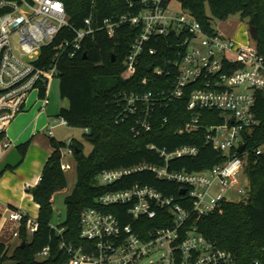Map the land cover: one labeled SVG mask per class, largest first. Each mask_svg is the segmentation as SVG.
<instances>
[{"label": "built area", "instance_id": "built-area-1", "mask_svg": "<svg viewBox=\"0 0 264 264\" xmlns=\"http://www.w3.org/2000/svg\"><path fill=\"white\" fill-rule=\"evenodd\" d=\"M125 2L129 9L126 14L104 20L96 28L92 18L85 20L84 29L75 30L74 39L65 40L60 51L74 56L97 32L115 38L121 28H133L136 39L124 62L122 77H134L141 57L156 55L158 47L175 59H168L164 67H149L150 73L157 77L167 74L171 89L158 96L120 94L117 122L133 118V132L140 136L152 130L157 104L168 107L187 98L188 111L194 115L179 134H193L203 128L197 111L221 113L224 123L207 127L206 141L228 159L202 173L171 172L169 161L198 155L196 147L185 146L170 154L159 152L166 161L165 167L142 166L101 173L98 185L111 187L133 172L148 170L158 179L181 186L182 204L148 187L106 192L96 200L98 208H88L81 215L80 236L89 243L88 247L83 250L63 243L61 249L70 255L68 264H235L233 254L206 239L196 221L229 202L226 192L237 189L244 194L238 178L245 162L238 156V149L245 145L243 155H247L244 135L260 124L255 105L257 95L264 93V57L256 44L252 45L255 41L250 34L247 43H240L222 33L206 32L182 7L180 11L173 8L177 0ZM65 28L71 26L61 1L0 0V159L14 145L7 136V127L36 104L29 103L31 95L37 94L42 112L50 103V82L58 77L57 60L47 71L38 67V61L42 49L53 44ZM16 48L24 57L17 54ZM41 83L46 88L44 98L39 97ZM56 126L70 127L65 118L56 117L49 123V137H53ZM72 143L70 139L66 142L62 156H74ZM256 153L264 155V144ZM117 207L122 210L118 215L106 212ZM26 217L20 211L9 213V219L20 227ZM126 218L133 222L125 225ZM37 227V221L28 219L29 237ZM55 229L60 235L64 232ZM40 256L47 258L49 249Z\"/></svg>", "mask_w": 264, "mask_h": 264}, {"label": "trees", "instance_id": "trees-1", "mask_svg": "<svg viewBox=\"0 0 264 264\" xmlns=\"http://www.w3.org/2000/svg\"><path fill=\"white\" fill-rule=\"evenodd\" d=\"M58 1L65 6L71 28L63 29L53 44L42 49L38 67L47 71L57 60L60 95L69 102L68 109H62L58 117L65 118L70 127L88 130L84 136L93 150L86 156L82 143H72L77 183L72 194L65 199L66 220L57 227L64 230L60 235L51 222L55 196L67 189L62 163V149L66 143L51 138L53 153L44 166L40 183L30 191L39 206L37 231L29 237V218L26 217L19 229L21 244L12 249L11 255V248L0 244V264H68L70 255L61 249V245L65 243L83 250L88 247L89 243L80 236L81 215L88 208H98L96 200L106 192L148 187L181 202V186L158 179L148 170L133 172L111 187L98 185V177L103 172L142 166L165 167L166 161L159 152L170 154L185 146L196 147L198 155L169 161L171 172L202 173L222 165L228 159L227 155L214 150L206 141V128L224 123L221 113L197 111L203 128L193 134H179L194 115L188 111L187 98L174 101L168 107L157 104L151 120L152 130L140 136L133 132V118L125 123L117 122L121 111L117 103L120 94L153 93L158 96L171 89L167 74L157 77L150 73L149 67H164L166 61L174 60L175 56L157 47L159 51L156 55L141 57L134 77L123 78L124 62L136 39L134 29L128 26L121 28L115 38L97 32L88 38L81 51L70 56L60 51L59 47L65 40L74 39L75 30L84 29L85 20L92 18L96 28L104 20L115 19L126 14L129 9L125 0ZM177 2L210 33L214 31L212 19L226 21L230 16L240 14L242 20H248L250 27L257 28L258 40L255 44L264 57V0ZM207 5L212 18L207 14ZM174 73L172 69L171 77ZM146 79L148 81L144 85ZM45 94L46 88L41 83L39 97L44 98ZM255 114L260 124L244 135L247 155H238L245 162L244 169L249 181L247 200L240 203L225 202L213 214L196 221L199 232L206 239L233 254L235 264H264V155L256 153L264 144V93L257 95ZM29 147L30 142L18 147L23 159ZM120 211L119 207L106 210L117 215ZM131 222L129 218L124 221L125 225ZM23 242L25 246L21 247ZM46 248L49 249V256L39 261L38 257Z\"/></svg>", "mask_w": 264, "mask_h": 264}, {"label": "rangeland", "instance_id": "rangeland-1", "mask_svg": "<svg viewBox=\"0 0 264 264\" xmlns=\"http://www.w3.org/2000/svg\"><path fill=\"white\" fill-rule=\"evenodd\" d=\"M173 8L177 11L181 10V5L179 2H175L173 4ZM207 14L210 18L211 12L209 6L207 5ZM212 28L215 32L222 33L226 36L230 35L235 38L236 41L240 40L244 43H247L249 40V23L248 20H242L240 14H235L230 16L226 21H219L216 19H212ZM235 33V34H234ZM237 37V38H236ZM253 42V41H251ZM255 43L253 42L252 45ZM16 52L20 57H24L23 53L20 51L19 48H16ZM49 99L50 102L56 106L58 115L62 109H68L69 103L67 99H62L60 95V79L55 78L50 82V89H49ZM36 103L32 109H27L25 112L20 113L15 122L7 127V134L10 137L20 136L22 134H29L31 133L32 129L38 128V121L36 118L38 105L40 106V102H37V94L33 93L29 98V103ZM57 115V117H58ZM33 122V123H32ZM33 124L32 127L30 125ZM48 130L49 126L47 127L46 131L43 133L48 138ZM55 137L57 140L66 143L69 139L73 141H77L83 144L84 155L88 156L91 154L93 150V146L85 140V130L82 128H74V127H63V126H56L54 128ZM18 146H14L9 154L6 157V160H12L14 157L18 158L20 161L23 159ZM63 166L65 167V175L67 179V189L64 192L58 193L55 196L54 200V215L52 219V225L56 228L63 224L66 220V207H65V199L72 194L75 189L77 183V171H76V159L75 156H63ZM239 188L244 191V194H239L238 190H231L225 193L228 201L231 203H240L248 198V188H249V181L246 175V171L242 172V174L238 178ZM99 184V182H98ZM4 209V208H3ZM14 228L12 226H7L4 229L3 235L5 238L13 240V242H17L16 238H13ZM16 244V243H15ZM9 246V245H8ZM11 248V246L9 247ZM14 248V247H12ZM11 248L10 255L13 252ZM39 261H43L44 258L39 256ZM10 264V262H7Z\"/></svg>", "mask_w": 264, "mask_h": 264}, {"label": "crops", "instance_id": "crops-1", "mask_svg": "<svg viewBox=\"0 0 264 264\" xmlns=\"http://www.w3.org/2000/svg\"><path fill=\"white\" fill-rule=\"evenodd\" d=\"M228 36L234 38L233 36ZM238 42L244 43L240 40ZM57 111L56 106L51 102L44 112L40 111V106L38 105L35 118L38 121L37 129L33 128L31 133L16 137H10L7 134L10 141L14 144L13 147L15 145L19 147L30 142V147L24 159L19 161L16 156V158L14 157L10 161L6 160L7 155L13 147L0 159V175L2 174L0 177V244H4L8 248L10 246L11 248H16L21 244L20 238L16 237V234L19 233L20 225L9 219L10 211H20L30 220L37 221L39 206L34 202L30 191L40 183L44 166L53 153L50 145L51 138L62 142L57 140L55 133L53 137L48 136V138L43 134L49 123L57 117ZM32 126L33 124L30 125V127ZM9 168H13V170ZM7 226L14 228L13 238H16L18 243L4 237L3 232ZM52 227L56 228L53 225Z\"/></svg>", "mask_w": 264, "mask_h": 264}, {"label": "water", "instance_id": "water-1", "mask_svg": "<svg viewBox=\"0 0 264 264\" xmlns=\"http://www.w3.org/2000/svg\"><path fill=\"white\" fill-rule=\"evenodd\" d=\"M249 34L251 36V38L256 42L258 40V30L255 27H250L249 28ZM152 69L149 68V71H151ZM245 151V145L241 146L238 149V153L243 154ZM182 194H185V191L182 192ZM25 246V242L22 243L21 247Z\"/></svg>", "mask_w": 264, "mask_h": 264}]
</instances>
